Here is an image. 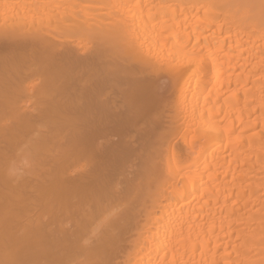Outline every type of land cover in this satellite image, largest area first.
Masks as SVG:
<instances>
[{
	"label": "bare ground",
	"instance_id": "bare-ground-1",
	"mask_svg": "<svg viewBox=\"0 0 264 264\" xmlns=\"http://www.w3.org/2000/svg\"><path fill=\"white\" fill-rule=\"evenodd\" d=\"M0 264H264V0H0Z\"/></svg>",
	"mask_w": 264,
	"mask_h": 264
}]
</instances>
